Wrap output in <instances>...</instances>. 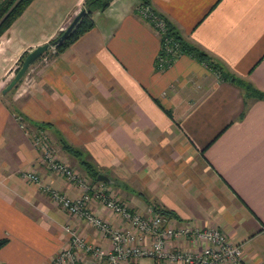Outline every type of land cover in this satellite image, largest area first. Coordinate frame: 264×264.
I'll return each mask as SVG.
<instances>
[{
    "label": "crops",
    "instance_id": "0c3cea01",
    "mask_svg": "<svg viewBox=\"0 0 264 264\" xmlns=\"http://www.w3.org/2000/svg\"><path fill=\"white\" fill-rule=\"evenodd\" d=\"M83 3L32 0L0 35V239L8 240L0 264L47 263L65 245V225L108 247L42 191L79 194L42 165L30 137L36 124L78 175L89 179L60 140L116 179L89 182L114 190L130 210H165L179 225L215 227L240 245L245 264H264V100L244 96L220 73L264 92V0H149L221 70L185 53L155 69L159 36L139 15L140 0H110L92 10L90 29L32 63L3 93L21 55L48 43ZM25 170L39 181L24 179ZM89 205L111 225L123 224L96 200ZM171 245L186 248L182 238Z\"/></svg>",
    "mask_w": 264,
    "mask_h": 264
},
{
    "label": "built area",
    "instance_id": "2783aa9c",
    "mask_svg": "<svg viewBox=\"0 0 264 264\" xmlns=\"http://www.w3.org/2000/svg\"><path fill=\"white\" fill-rule=\"evenodd\" d=\"M137 11L161 38L154 66L162 70L175 59L176 45L164 36L167 28L163 18L149 12L146 5H139ZM50 52H54L53 44L50 45ZM43 132L38 130L30 134L32 144L40 152L42 165L79 189L75 197H68L48 187L44 188L45 192L70 217L82 220L108 241L107 248L101 247L87 241L74 226L65 225V245L45 264H142L138 262L140 258L150 260L146 264H245L240 245L229 241L215 227L179 225L159 212L150 210L143 214L130 210L126 203L118 200L102 184L93 187L88 180L77 175L75 170L56 157L53 145ZM22 177L36 183L39 181L37 173L31 170L23 171ZM93 199L123 224L111 225L108 220L97 215L89 205ZM176 238H182L186 248L171 245V241Z\"/></svg>",
    "mask_w": 264,
    "mask_h": 264
},
{
    "label": "trees",
    "instance_id": "16d2710c",
    "mask_svg": "<svg viewBox=\"0 0 264 264\" xmlns=\"http://www.w3.org/2000/svg\"><path fill=\"white\" fill-rule=\"evenodd\" d=\"M32 0H0V35L9 27V25L23 12V10L27 7V5L31 2ZM110 0H84L83 6L81 9H83L82 13L80 14L79 18L75 22L72 28L68 30V33L64 36L62 40H57L58 36L61 35L64 29L58 30L56 35L52 37L48 45L53 44L54 45V52L51 54V56L57 55V53H61L68 45L69 43H72L75 41L82 32L87 31L90 29L93 25L92 23V18H91V13L92 10H102L105 8L106 5ZM140 5H146L147 9L151 13H157L154 12L153 9L150 7L149 0H140ZM158 14V13H157ZM159 15V14H158ZM160 16V15H159ZM163 18L162 16H160ZM164 19V18H163ZM165 34L164 36L169 37L176 45L175 47V54L178 56L181 53L188 54L191 57H195L198 61H201L207 65L210 66V68L221 70L219 63L214 62L209 54L202 49L196 47V45H192L187 43L182 36L178 33V31L171 25L170 22H167L165 19ZM161 42V38L159 40ZM47 50L35 61L43 57L45 54H47ZM27 52H24L21 57L19 58V66L22 63L23 58ZM34 61V62H35ZM33 62V63H34ZM18 66V67H19ZM18 67L15 69V72L17 71ZM222 77L226 79L228 77V80H232L235 82V84L243 91L244 96L251 98V99H261L264 100V92L260 91V89H257L254 87L251 83L247 82V80H242L240 78L235 77L233 74H229L226 72H220ZM38 129H43L44 126L43 124H36ZM60 146L71 154L72 156L74 155L79 162V164L82 166L84 169L85 173L88 174L89 179L92 182H103L102 180H96V175L98 174V171L93 169L91 165L88 163V161L84 160L81 157V154L76 148H72L70 145L66 144L63 142V140H60ZM118 184V181L114 178H112L111 184ZM156 210V208L154 207ZM158 212V211H157ZM159 213L165 214L167 217L172 216L173 214H170V212H166L165 210L160 211ZM8 240L6 238L0 239V248L6 244Z\"/></svg>",
    "mask_w": 264,
    "mask_h": 264
},
{
    "label": "water",
    "instance_id": "95a60500",
    "mask_svg": "<svg viewBox=\"0 0 264 264\" xmlns=\"http://www.w3.org/2000/svg\"><path fill=\"white\" fill-rule=\"evenodd\" d=\"M83 9H80L76 15L69 21L68 25L64 28L63 32L61 33L60 36H58L57 40H62L64 36L68 33V30L73 27L77 19L79 18L80 14L82 13ZM48 43H44L42 45H38L31 49L25 57L22 60L21 65L18 67L17 71L13 75V77L10 79V81L7 83V85L3 89V93L7 92L10 90L16 83L17 81L23 76L27 68L37 59L39 58L45 50L48 48ZM96 180H102L107 183H110V179L107 178L105 175L101 174L100 172L96 175Z\"/></svg>",
    "mask_w": 264,
    "mask_h": 264
},
{
    "label": "rangeland",
    "instance_id": "374dc122",
    "mask_svg": "<svg viewBox=\"0 0 264 264\" xmlns=\"http://www.w3.org/2000/svg\"><path fill=\"white\" fill-rule=\"evenodd\" d=\"M148 23V22H147ZM159 35V34H158ZM160 39V38H159ZM48 50H47V54H49V55H51L52 53L50 52V45L48 46V48H47ZM9 100H10V98H9V96H5V99H4V102H6V103H9ZM38 130H40V129H32V132H36V131H38ZM42 131H43V129H42ZM32 132H30V133H32ZM44 134H46V136H47V138H48V140H49V142L53 145V147H54V153H55V155H56V157L60 160V161H62V162H64V164L65 165H67L69 168H71V166L69 165V163L67 162V160H65L64 158H62V159H60V150L58 149V145L55 143V140L52 138V135H50V134H48V132L46 133L45 131L43 132ZM31 143H32V141H31ZM33 147L35 148V149H37V147L36 146H34L33 145ZM39 151V150H38ZM44 166V165H43ZM45 167V166H44ZM72 169V168H71ZM73 170V169H72ZM74 171V170H73ZM76 172V171H75ZM78 175V174H77ZM80 176V175H79ZM88 181H90L89 179H87ZM68 183V182H67ZM46 187V186H45ZM45 187H43V189H42V191L44 190V188ZM49 189H54V188H51V187H48ZM55 190H57V189H55ZM45 191V190H44ZM57 191H59V190H57ZM60 192V191H59ZM48 193V192H47ZM62 193V192H61ZM111 194H115V191L113 190L112 191V193ZM48 195H49V193H48ZM115 195H117V194H115ZM67 196V195H66ZM49 197H50V195H49ZM54 203V202H53ZM79 220V219H78ZM90 228H91V226H90ZM94 230V229H93ZM76 231H78V228H77V230ZM79 232V231H78ZM95 232V231H94ZM79 234L81 235V233L79 232ZM82 236V235H81Z\"/></svg>",
    "mask_w": 264,
    "mask_h": 264
}]
</instances>
